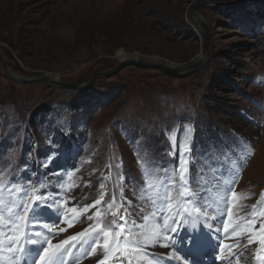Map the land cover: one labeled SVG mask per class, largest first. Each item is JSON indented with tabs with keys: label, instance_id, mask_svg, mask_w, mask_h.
Returning a JSON list of instances; mask_svg holds the SVG:
<instances>
[{
	"label": "rangeland",
	"instance_id": "1",
	"mask_svg": "<svg viewBox=\"0 0 264 264\" xmlns=\"http://www.w3.org/2000/svg\"><path fill=\"white\" fill-rule=\"evenodd\" d=\"M0 56L29 78L13 80L0 63L3 135L11 124L37 131L60 116L87 131L79 141L90 158L78 163L70 199L56 194L68 215L84 214L72 234L99 212L120 224L126 212L128 222L161 211L176 218L186 172L195 199L206 191L221 215L226 244L264 235V0H0ZM128 60L182 72L127 65L95 78ZM183 160L181 172L174 166ZM263 249L247 244L245 256L252 262Z\"/></svg>",
	"mask_w": 264,
	"mask_h": 264
},
{
	"label": "snow or ice",
	"instance_id": "2",
	"mask_svg": "<svg viewBox=\"0 0 264 264\" xmlns=\"http://www.w3.org/2000/svg\"><path fill=\"white\" fill-rule=\"evenodd\" d=\"M186 160H183L176 164L174 167L176 169H179L181 172L185 171V164ZM161 171H166V169H161ZM223 175V173H221ZM185 179L182 177V180ZM11 183H16L15 179L13 178ZM235 181H233L232 186L228 189L229 191L234 188ZM198 187L197 183H192L191 187L188 189L189 191L195 193L196 188ZM183 195V193H182ZM232 195H235L234 192H232ZM28 198V193L25 190L20 197L21 203L18 205H13L9 207V211H12V207L16 208V211L14 213V219L12 217H9L7 225L0 226V251H3V239H8L9 244L7 246L6 251L10 254H12V259L15 261L17 259L16 254H20L24 257V259L20 260V264H28L27 261V254H30L33 249L26 247V245H39L38 248L35 249L38 259L34 258L32 261V264H64L65 257L69 255L68 248L65 246H71V242H78L80 237H84L86 235V232H81L78 235L71 236L67 239L62 240L60 243L53 245L52 239L55 235L58 233L56 232L55 228H53V225H59L61 223L59 219V212H56V218L52 219L50 222H45L43 224L44 228H47L50 232L53 233L52 236H44L41 238V231L40 230H30V231H24L23 232V244L20 242V239H17L16 237L12 236V231L21 232L25 225L17 223V221H24L27 225H32L34 222L39 225V222L41 220L40 211L41 208H49L51 205L47 201L46 198H43L44 202L43 205L41 203H36L34 206L30 207L25 201ZM209 199L207 196V192L199 193L197 194L196 200H192L191 197L187 198L184 202L193 204L196 211L199 212L203 210L207 215L212 216V214L215 212V209H210L209 206L205 203V200ZM0 200H2V197H0ZM99 203V201H97ZM52 204H55V201L52 202ZM225 204L227 205V200L225 201ZM167 207H171L170 204L167 205ZM229 217L231 216V208H226ZM186 212L187 209H184ZM130 215V213H124L121 216V219L125 222L122 224H119L118 227L121 232L125 231V224L128 223L127 216ZM180 212H176V217H179ZM217 221H219V217H213ZM91 219V217H89ZM185 219H190V217H185ZM182 221L173 218L171 224H169L168 216L161 211V214L157 220V224L162 226L165 229V234L160 238V240H156L157 237H160V231L157 229L152 233V239L156 241L155 246L165 247V248H173L174 251L171 253V258L175 259L176 261H180L182 258V254H178L180 252L179 246L177 243H175V236H171L168 233L176 232L177 227ZM71 223L69 224V227H71ZM133 226H135V223H133ZM210 226V230H211ZM60 232L65 231L64 228L59 229ZM87 231V230H86ZM223 231L231 235L228 231V225L225 224L223 226ZM235 231V229H233ZM264 231V229H262ZM110 234V233H109ZM132 236L131 232H128L127 235H125L123 240L117 239L116 241L112 242L111 245L107 244L105 245L106 248L113 247V248H119V245L121 243L125 244V251L128 250V247L130 246L133 249H139L141 247L139 243L140 236L137 235L134 239H130L129 237ZM259 243L264 244V235L260 236ZM46 241V246L45 242ZM256 241H253L251 238L249 241L243 245H236L235 247H240L241 250L238 252H233L232 248L233 245L228 244H221L220 247L224 249H228L231 253L230 256V264L234 261L235 264H251L250 259L245 256V252L247 251V244L255 243ZM99 243V240L97 238H93L91 245L86 249V255H91L96 251V245ZM184 243L189 244V251L191 249L196 248L200 243V234L198 232H193V234L186 238ZM165 255H168L167 253ZM47 258V260L45 259ZM107 258V257H106ZM187 259V257H184ZM254 258L257 261H264V255H261V253L258 251L254 253ZM151 259H155V257H151ZM100 264H103L101 261Z\"/></svg>",
	"mask_w": 264,
	"mask_h": 264
},
{
	"label": "bare ground",
	"instance_id": "3",
	"mask_svg": "<svg viewBox=\"0 0 264 264\" xmlns=\"http://www.w3.org/2000/svg\"><path fill=\"white\" fill-rule=\"evenodd\" d=\"M257 162H259V161H257ZM259 176H264V170H263L262 173H260ZM197 216H200V213H198ZM133 223H135V226H133ZM125 227L126 228H125L124 232L126 234L128 232L132 233V236H130L129 238L130 239H134L137 235H139L140 236V239H139L140 245L142 247H144V248H147V249L148 248H152V247L153 248L157 247V246H155L156 241H154L151 238L152 237V233L155 230L158 229L160 231V234H161L160 237L156 238V240H160V238L163 236V233L161 232V229H160L161 226L157 224V218L155 219L151 215L148 218L143 217V216H141V217L133 216V217L130 218V222L126 223ZM258 238L259 237L257 235L254 237L256 243H258V240H259ZM106 243L107 244H111V241L109 239H106L105 241L101 242L100 244L98 243L96 245V251L95 252H97L100 248H106L105 247ZM142 247L139 248V249H135V253H134V255H132V259L130 258L131 261L128 260V264H152L147 259V257L145 255L141 254L142 253V250H141ZM162 248L167 249L165 247H162ZM132 250H134V249L129 246L127 251L131 254ZM107 262H108V264H114V261L111 258H109V257H107Z\"/></svg>",
	"mask_w": 264,
	"mask_h": 264
},
{
	"label": "water",
	"instance_id": "4",
	"mask_svg": "<svg viewBox=\"0 0 264 264\" xmlns=\"http://www.w3.org/2000/svg\"><path fill=\"white\" fill-rule=\"evenodd\" d=\"M246 1H248V2H254V1H258V0H246ZM236 3H239V1L230 2L228 5H234ZM208 5H211V3H205L203 6H208ZM196 8L197 7H194V10L193 11H195ZM193 20H194V18H193ZM196 22L204 28V31H205V44L207 46L208 39H209V31H208L207 24L204 21H201V20L196 21ZM0 63L2 65V69H4V71L7 73V75H9L10 78H12L13 80H18V81H28L29 80V78L28 79H26V78L23 79L22 77L14 76L10 72V70L8 69V66H7L6 62L3 60V58L1 56H0ZM127 65H134V66H138V67H141L142 66V67H146V68H149V67H162L164 71H167L171 75H178V74H180L182 72L179 69L163 67V66H160L158 64L138 62L136 60H128V61H124V62L119 63L112 70L107 71L105 74H96L95 75V78L96 77H110L113 74H115L119 69H122L123 67H125ZM67 88H69L71 90L77 89V87H75L73 85L72 86H69Z\"/></svg>",
	"mask_w": 264,
	"mask_h": 264
}]
</instances>
